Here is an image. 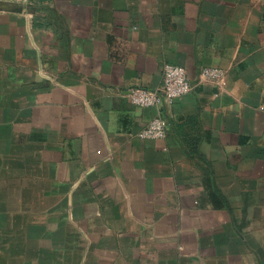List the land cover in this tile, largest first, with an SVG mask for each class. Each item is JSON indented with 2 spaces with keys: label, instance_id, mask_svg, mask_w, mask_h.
<instances>
[{
  "label": "crops",
  "instance_id": "crops-1",
  "mask_svg": "<svg viewBox=\"0 0 264 264\" xmlns=\"http://www.w3.org/2000/svg\"><path fill=\"white\" fill-rule=\"evenodd\" d=\"M0 264H264V0H0Z\"/></svg>",
  "mask_w": 264,
  "mask_h": 264
},
{
  "label": "built area",
  "instance_id": "built-area-1",
  "mask_svg": "<svg viewBox=\"0 0 264 264\" xmlns=\"http://www.w3.org/2000/svg\"><path fill=\"white\" fill-rule=\"evenodd\" d=\"M224 69L204 67L201 71L203 79L217 81L225 76ZM162 84L155 89L134 86L127 91L129 100L140 107H160L173 104L177 99L187 96L192 91V81L186 68L180 64L165 62L162 66ZM169 126L161 116H156L138 132L140 138L161 139L168 135Z\"/></svg>",
  "mask_w": 264,
  "mask_h": 264
}]
</instances>
